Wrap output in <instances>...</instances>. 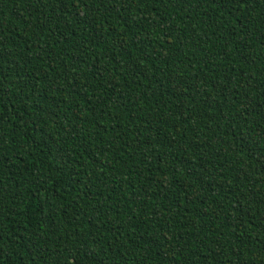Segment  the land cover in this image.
Instances as JSON below:
<instances>
[{"label": "trees", "instance_id": "16d2710c", "mask_svg": "<svg viewBox=\"0 0 264 264\" xmlns=\"http://www.w3.org/2000/svg\"><path fill=\"white\" fill-rule=\"evenodd\" d=\"M0 264H264V0H0Z\"/></svg>", "mask_w": 264, "mask_h": 264}]
</instances>
